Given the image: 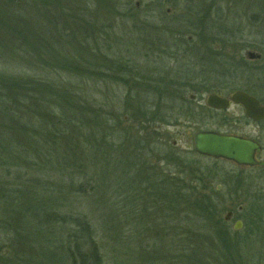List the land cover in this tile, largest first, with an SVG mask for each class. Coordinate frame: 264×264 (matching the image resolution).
I'll use <instances>...</instances> for the list:
<instances>
[{
  "label": "rangeland",
  "instance_id": "rangeland-1",
  "mask_svg": "<svg viewBox=\"0 0 264 264\" xmlns=\"http://www.w3.org/2000/svg\"><path fill=\"white\" fill-rule=\"evenodd\" d=\"M146 1L118 0L117 6L111 5L118 9L114 12L107 10L108 6H98L96 1L88 4L86 10L91 12L93 24L98 22L99 26L104 27V32L110 33L105 42L103 36L96 35L101 40L99 42L102 53L98 54L97 66L95 64L91 68L96 73L93 78L85 74L75 76L79 72L80 64H74L76 66L71 70H66L67 66L60 69V65H57L58 60L55 59L59 56L54 51L59 47L58 41L51 38L48 39L47 45H44L43 39L40 38L43 32H48L47 29L51 31L53 27L54 19L49 15V6L54 9L59 5L54 11L60 13L59 11L64 10L68 13L66 0H27L28 4L23 7L25 17L20 21V27L32 33V37L28 38L31 40L30 46L22 45V41L16 42L15 50H12L0 35V73L7 78L13 74V70L23 74L30 73L27 77L32 81H43L48 86L56 88L58 92L73 90L85 116L89 119L94 117L92 125L98 133L96 140L106 139L111 145L107 152V147L103 146L98 150L95 142L96 150L86 151L88 156H84L82 162L86 169L92 167V176L89 179L93 180V184L81 196L67 197V202L71 204L67 211L78 212L88 219L100 248L103 264H184L183 260L177 257L179 250L200 249L198 254L202 253L201 255L209 250L202 249L200 243L208 241L210 228H206L208 231L206 233L204 231V234L200 232L195 234L188 222L190 218L186 216H183L184 220L181 218L183 211L189 210L194 214L191 205L197 197L194 195L184 202L186 203L184 209L170 208L166 201L154 197L158 187L146 188L144 181H141L142 178L147 179L149 176L155 186L165 185L167 172L179 171L175 159L172 162V154L182 160L185 171L183 177L189 184L194 185L195 178H201V182L196 185L195 194L202 195V201L212 207L217 220L224 222L225 215L232 211L235 215L234 220L243 223V214L239 212V207H244V204H248L256 197L259 201H264V178L250 183L251 186L247 190L241 189L239 192L237 186L232 185L233 183L226 178L229 174L241 173L254 180L253 178L264 172L240 170L222 160H208L193 155L192 135L189 130L192 122L188 115L176 112L178 106L176 100L179 98L176 92L183 91L181 88L183 84L197 82L216 86L222 84L223 80L230 84L243 83V80L237 79L241 77L239 69L243 71L244 76L246 75L244 83L256 82L255 78L261 79L260 75L264 73V0H188V2L181 0L175 11L172 10V5L165 4L160 11L171 18L180 16L182 18L187 4L191 11L199 12L195 22L200 23L198 27L195 23V29H190L191 32L186 33L184 38L180 36L169 38L167 42L165 35L156 36L152 33L150 35L152 41L160 38L162 42L154 43L152 47L146 40L147 35L151 33L148 29H154L150 26L145 27V15L158 16L160 13L145 14V10L149 9L144 6ZM2 4L4 0H0L1 7ZM153 23L156 24L155 21ZM13 24L14 22H10V26ZM94 30L102 32L98 28ZM17 47L31 49L33 52L29 53V50L21 52ZM247 53H253L259 58L250 60ZM15 54L22 55L23 60L17 56V59L12 57L17 63L10 61V56ZM102 56L109 61L112 58L115 60L112 61L116 73L111 79L119 80L102 78L106 70L103 66L109 63L102 59ZM21 61L30 64L31 67ZM195 79L197 80L194 82ZM259 82L264 83L257 81ZM165 89L176 92L172 96L165 95L162 92ZM21 92L24 93V89L18 93ZM37 94L31 95L33 102L40 99ZM190 95L191 91L186 90L184 98L188 99ZM33 114L32 122L35 124L41 112ZM96 117L99 119L98 124ZM24 123L26 124L24 119L19 123L15 120L12 122L4 120L0 121V129L8 130L7 134L13 141H17L14 142L15 148L25 147L26 156L37 159L36 150L26 148L27 144L23 141L35 137L34 131L27 130ZM88 124L85 122L81 128L85 138H88V133L91 132ZM112 130L116 132L110 133ZM134 132H139L138 136L146 138L150 145L144 149L140 161L129 155L131 149L129 136ZM67 139L71 140L61 138L60 145H65L64 141ZM163 146L166 149L162 148ZM56 149L55 147L54 151ZM158 156L164 160L162 165L157 161ZM191 163L195 165L192 166L197 170V174L192 172ZM159 164L162 167H159ZM50 167H43L42 171L38 167L29 169L26 174L44 178L51 183L66 179V175L61 174L62 178L56 168L49 169ZM79 176L78 182H81V178L84 177ZM158 177L163 181H157ZM170 183L167 182L166 185ZM216 186H220V189L216 190ZM261 209H264L263 204ZM132 214L140 216L149 225L146 227L131 225ZM227 226L231 228V223ZM66 234L67 230H54L47 238V244L51 249H57L58 244L65 245ZM1 237L0 232V241ZM251 241L256 252L260 249L264 251V234L259 238L251 237ZM18 242H21V239ZM27 243L30 245L24 244L26 250L31 254L35 253L39 242L31 239Z\"/></svg>",
  "mask_w": 264,
  "mask_h": 264
},
{
  "label": "trees",
  "instance_id": "trees-1",
  "mask_svg": "<svg viewBox=\"0 0 264 264\" xmlns=\"http://www.w3.org/2000/svg\"><path fill=\"white\" fill-rule=\"evenodd\" d=\"M92 1H96L100 7L108 6L109 9L107 10L110 12L118 10L114 8L117 6L118 0H66L68 13H65L64 10L57 13L54 9H57L59 5L54 9L50 5L49 15L54 19L53 27H51V31L47 29L48 32H43L40 36L44 45H47L48 39L51 38L58 41L59 47L54 51L59 56L55 59L58 60L57 65H60V69L67 66L66 70H71L76 66L74 64H80L79 72L76 75L72 74L75 76L85 74L89 78H93V75L96 74L95 70L91 68L98 63V54L102 53L101 40L96 35L103 36L104 42L110 36V33L104 32V27L99 26L98 22L93 24L91 12L89 13L86 10V7ZM180 1L147 0L144 3V6L149 8L145 10V14L148 12L160 13L158 16L145 15V27L150 26L154 29H148L151 33L147 35L146 42L148 41L147 44L149 43L150 47L154 43H162L160 38L152 41L150 38L152 33L156 36L165 35L167 42L169 38L174 39L179 36L184 38L186 33L191 32L190 29H195V23L198 27L200 22H195V18L199 15V12L191 11L188 8L190 6L187 4H185V8L183 7L185 15L182 18L181 16L171 18L160 11L165 4L172 5L171 8L175 11L179 7ZM27 4V0H4L3 7L0 6V35L12 50H15L16 42L22 41V45L28 46L31 44V40L28 38L32 37V33H30V30L20 27V21H23L25 17L23 7ZM20 7L22 8L20 9ZM154 21L156 24L153 23ZM10 22H14V24L10 26ZM146 22L151 25H147ZM203 27L206 26L203 25ZM95 28L102 32H97V30H94ZM17 49L21 52L28 50L29 53L33 52L31 49H23L22 47H17ZM18 55H11L10 61L17 59ZM12 57H15V59L13 60ZM18 58L23 60L22 55ZM101 58L106 59L103 56ZM112 60L115 61L113 58L110 61L108 58L106 59L109 63L103 66L106 70L102 78L119 80L111 79L116 73L113 70L115 66H113ZM21 62L31 67L30 64ZM53 68L55 70V67ZM60 69L59 71H61ZM57 73L61 72L57 71ZM13 74H18V76ZM13 74L7 78L3 73H0V121L12 122V120H15L19 123L21 119H24L27 130H33L35 137L26 138L23 141L27 144L26 148L36 150L38 156L37 159L27 157V149L22 146L15 148L14 142L17 143V141H13L12 137L7 134L8 130L3 131L0 129L1 263L103 264V257L88 219L78 212L67 211L71 205L67 202V197L81 196L93 184V180L89 179L92 176V167L86 169L82 162V158L88 156L86 151H95V142L98 150L103 146L107 147V152L111 145L106 139L96 140L98 133L92 125L94 117L89 119L85 116V112L80 106L79 100H76L77 97L73 90L67 89L58 92L56 88L48 86L43 81H32L27 77L30 73L23 74L13 70ZM21 89H24L25 92L18 93ZM162 92L165 95L172 96L176 91L165 89ZM36 94L40 99L33 102L31 95ZM176 95H179V92H176ZM37 111H40L41 115L34 124L32 122L33 113H37ZM95 120L98 124L99 119ZM85 122L89 123L91 129L88 138H85L83 136L84 131H81ZM114 131L116 132V130H112L110 133ZM17 132L22 131L17 130ZM139 134V132H134L129 136L131 145L129 155L136 161H140L139 158L144 155V149L150 146L149 142H146V138H140ZM64 135L65 137H63ZM61 138H71V140L67 139V141H64L66 142L65 145H60ZM84 144L86 147H83ZM55 147L57 148L56 151H54ZM162 148L166 149L165 146ZM171 156L173 157L172 162L175 159L176 168L179 171L167 172L166 181L164 182L166 184L171 182L170 185H163V190V186L152 184L149 176H147V179L142 178L141 181H144L146 188L155 187L156 189L158 187L154 197L166 201L170 208L184 209L186 206L184 202L195 195L197 198L191 205L194 214L189 210L183 211L181 212V218L182 220H184L183 216L190 218L188 222L191 224L190 228L192 226L191 231L195 234L199 232L204 234V231L206 233L209 230L208 241L206 243L198 242L202 245V249L208 248L209 252L206 250L201 255L202 253L198 254V251H201L200 249H182L177 253V257L181 258L184 264H264V251L260 249L256 252L253 248V241H251V237L257 236L259 238L261 234H264V209H261L264 201H259L256 197L246 204L242 215L243 229L240 232L233 231L225 222L215 218V211L213 212L212 207L202 201V195L195 194L197 186L189 184L183 177L185 171L183 170L182 160L175 154ZM41 157L44 159H40ZM50 165H53V167H50ZM37 167L40 168V171L43 170V167L56 168L62 178V175H66L64 180L66 183L60 181L61 179L57 183H51L44 178H35L33 175L26 174L29 169H36ZM79 175L84 177V179L81 178V182H78ZM158 179L157 181H163L161 177H158ZM194 181L198 184L201 179H195ZM187 208L190 207L187 205ZM130 217V224L133 226L143 225L146 227L149 225L147 221L145 222L138 215L132 214ZM206 224L208 227H204ZM206 228L210 229L206 230ZM57 229L68 231L65 245L58 244L57 249H51L47 244V238ZM184 233L186 232L184 231ZM20 239L21 242H18ZM31 239L39 242L38 248H35L33 254L26 250L24 246L25 243L30 245L27 242ZM197 239L199 241V237ZM181 246H183L182 240Z\"/></svg>",
  "mask_w": 264,
  "mask_h": 264
},
{
  "label": "flooded vegetation",
  "instance_id": "flooded-vegetation-1",
  "mask_svg": "<svg viewBox=\"0 0 264 264\" xmlns=\"http://www.w3.org/2000/svg\"><path fill=\"white\" fill-rule=\"evenodd\" d=\"M261 57L262 56L260 55V59ZM238 72H241V77H237V79H241L245 82L246 75L244 76L243 71H241L240 69L238 70ZM221 75L226 76L228 74ZM260 76L261 79L255 78L254 81L256 82L249 83L243 82L238 84H230L227 82L225 83L223 80L222 84H217L216 86H210L211 84L203 85L197 82L195 84L190 83L183 84L181 86L183 91L179 92V98L176 100L178 104L176 112L178 114L183 113L185 114V116L188 115L189 119L192 122V125L189 130L192 135L191 152L193 153V155L208 160H222L234 165L240 170H259L261 172H264V83H257V81H264V73ZM196 80L197 79H195L194 82ZM186 90L191 91V95L188 97V99L184 98ZM236 93H242L248 98L252 99V105L249 106V108L247 109L244 105L240 103H234L231 98ZM211 96L226 100L228 103L227 107L225 109H214L208 106L207 101L208 98ZM202 132H210L218 134L220 136L239 138L247 140L252 144H255L258 147V149L254 150L252 155L255 164L252 166L237 165L231 161H227L224 159H215L196 153L193 150V138L197 133ZM160 157L162 158L161 155ZM160 157L158 156L157 161L160 162V164L162 165L164 160ZM160 164L159 167H162ZM192 165L195 167L193 163H191V166ZM193 166L191 167L192 172L197 174V170ZM188 177L190 178V176ZM226 178L229 180V182L233 183L232 185L237 186V192H239L241 189L247 190L251 186L250 183L258 182L261 180V178L263 179L264 173L257 176V178H253L254 180H252L251 177L245 176L241 173L229 174L226 176ZM195 179L201 178L197 177ZM196 185L197 182L194 183V186ZM218 189H220V186H216V190ZM245 205L246 204H244V207ZM244 207H239V212L241 214H243ZM228 213H231V217L227 221L224 220V222L227 225L231 223V228L233 227L235 222H241L240 220H234L235 215L232 211H229ZM241 225L243 228L242 222Z\"/></svg>",
  "mask_w": 264,
  "mask_h": 264
},
{
  "label": "water",
  "instance_id": "water-1",
  "mask_svg": "<svg viewBox=\"0 0 264 264\" xmlns=\"http://www.w3.org/2000/svg\"><path fill=\"white\" fill-rule=\"evenodd\" d=\"M247 58L250 60L258 59L259 56L253 53H247ZM231 100L234 103L244 105L247 109L253 103L252 99L242 93H236ZM207 104L214 109H225L228 103L226 100L211 96L208 98ZM255 149H258V147L247 140L220 136L210 132L197 133L193 138V150L196 153L215 159L231 161L237 165H254L255 162L253 161L252 155ZM230 217L231 213H227L224 220L227 221ZM241 228L242 225L239 221L235 222L232 227L234 231H239Z\"/></svg>",
  "mask_w": 264,
  "mask_h": 264
}]
</instances>
